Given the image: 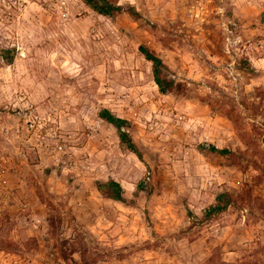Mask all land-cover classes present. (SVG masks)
Segmentation results:
<instances>
[{
	"label": "rangeland",
	"instance_id": "1",
	"mask_svg": "<svg viewBox=\"0 0 264 264\" xmlns=\"http://www.w3.org/2000/svg\"><path fill=\"white\" fill-rule=\"evenodd\" d=\"M120 4L0 0V264H264V0Z\"/></svg>",
	"mask_w": 264,
	"mask_h": 264
},
{
	"label": "trees",
	"instance_id": "2",
	"mask_svg": "<svg viewBox=\"0 0 264 264\" xmlns=\"http://www.w3.org/2000/svg\"><path fill=\"white\" fill-rule=\"evenodd\" d=\"M85 5H87L92 11L97 13L100 16L113 19L116 16L128 13L131 17L138 19L140 18L139 13L136 10L132 12L125 11V8L120 4L121 0H82ZM139 52L142 56L151 63L153 74H154V82L159 89L161 94H174L180 93L182 90L181 84H175L174 81L170 80L168 77H165L163 74L165 70H167L166 66L162 62V60L151 50H149L145 46H141L139 48ZM101 118L106 120L111 125L115 126L119 131L120 140L127 146L128 150L135 154L139 159L142 160L141 154L138 149L135 147L134 143L130 139L128 133L123 132L122 129L127 127L128 123L122 119H118L114 117L109 111L104 110L101 112ZM198 152L205 157L208 155H216V156H231L235 157V154L228 149H219L212 144H202L198 147ZM97 190L101 193V195L108 200L126 204L127 199L125 197V191L120 184L111 180L108 182L99 181L96 183ZM138 191H144L143 183L139 184ZM226 197V194H221L217 197V205L213 206L209 210L206 211V218L211 219L212 217L223 212L227 206V204H223V200ZM232 198L233 195H230Z\"/></svg>",
	"mask_w": 264,
	"mask_h": 264
}]
</instances>
